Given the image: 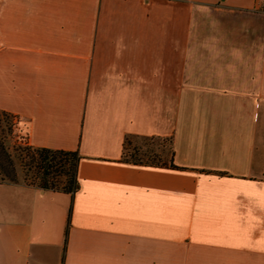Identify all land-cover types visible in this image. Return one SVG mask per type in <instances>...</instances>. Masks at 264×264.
I'll list each match as a JSON object with an SVG mask.
<instances>
[{"label": "crops", "instance_id": "0c3cea01", "mask_svg": "<svg viewBox=\"0 0 264 264\" xmlns=\"http://www.w3.org/2000/svg\"><path fill=\"white\" fill-rule=\"evenodd\" d=\"M0 111L80 157L0 183V264H264V0H0Z\"/></svg>", "mask_w": 264, "mask_h": 264}, {"label": "trees", "instance_id": "16d2710c", "mask_svg": "<svg viewBox=\"0 0 264 264\" xmlns=\"http://www.w3.org/2000/svg\"><path fill=\"white\" fill-rule=\"evenodd\" d=\"M0 114L8 115L16 118L15 116L1 112ZM6 131L0 127V183H17L18 173L15 160L10 153L7 145ZM170 141V140H169ZM130 139L126 141L125 145V160L136 165H151V166H169L172 169H181L174 164V150L171 147V157L169 163H149L140 158V149L135 148L134 153L131 155L132 160H128L127 146ZM171 143V141H170ZM26 163L25 167L35 172L36 177L39 179V184H29L37 186L41 189L62 192L66 194H74L79 188L78 180V163L79 155L77 152L54 151L44 148H33L27 146L26 148ZM62 179H65L63 182Z\"/></svg>", "mask_w": 264, "mask_h": 264}, {"label": "rangeland", "instance_id": "374dc122", "mask_svg": "<svg viewBox=\"0 0 264 264\" xmlns=\"http://www.w3.org/2000/svg\"><path fill=\"white\" fill-rule=\"evenodd\" d=\"M0 127L6 131L7 145L16 163L18 181L25 184H39L40 181L35 172L29 170V167H25L27 136L20 128L18 119L0 114ZM135 148L140 149V158L144 159L145 162L163 164L170 161L171 143L167 139H131L127 146L126 158L128 160H132L131 155ZM62 180L65 182V179Z\"/></svg>", "mask_w": 264, "mask_h": 264}]
</instances>
